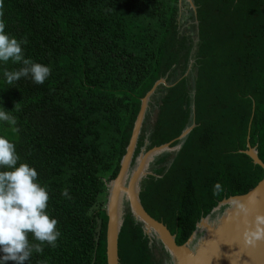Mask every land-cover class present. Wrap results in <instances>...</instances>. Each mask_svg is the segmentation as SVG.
Segmentation results:
<instances>
[{
  "label": "trees",
  "instance_id": "16d2710c",
  "mask_svg": "<svg viewBox=\"0 0 264 264\" xmlns=\"http://www.w3.org/2000/svg\"><path fill=\"white\" fill-rule=\"evenodd\" d=\"M191 2L182 12L184 0H3L5 32L26 40V59L51 69L42 85H8L4 72L21 65L0 62L2 102L18 129L9 140L18 165L34 168L46 187L60 232L55 248L45 244L25 264H106L104 182L116 176L140 99L158 79L165 84L149 97L131 164L141 149L176 145L193 123L139 182L142 208L175 244L218 202L262 179L244 151L254 147L264 164V0ZM168 263L126 207L117 264Z\"/></svg>",
  "mask_w": 264,
  "mask_h": 264
},
{
  "label": "clouds",
  "instance_id": "9594fccd",
  "mask_svg": "<svg viewBox=\"0 0 264 264\" xmlns=\"http://www.w3.org/2000/svg\"><path fill=\"white\" fill-rule=\"evenodd\" d=\"M3 0H0V9ZM3 12L0 11V17ZM5 22L0 18V62L11 61L20 64L15 71H5L4 77L8 85L21 78L31 79L34 84L42 85L51 74L49 66L33 62L24 57L22 44L15 37L5 32ZM0 121L16 124L14 117L6 110H0ZM13 131L18 129L13 128ZM20 156L16 145L5 136L0 135V264L13 261L15 264H25L33 251L43 252L47 244L55 248L60 232L57 230L58 221L50 218L47 213L49 194L46 187L37 182V171L27 163H19ZM18 165V166H17ZM223 191L220 183L213 186V195L219 196ZM62 195L69 197L65 189ZM256 194L252 193L247 202L233 200L232 207L235 217H243L245 225L241 240L244 247H256L264 242V213L256 211L253 219L247 217L256 209ZM29 234L39 243L30 244Z\"/></svg>",
  "mask_w": 264,
  "mask_h": 264
},
{
  "label": "water",
  "instance_id": "95a60500",
  "mask_svg": "<svg viewBox=\"0 0 264 264\" xmlns=\"http://www.w3.org/2000/svg\"><path fill=\"white\" fill-rule=\"evenodd\" d=\"M193 8L191 0H188ZM159 83L165 84L164 79H158L151 89L140 99L138 113L133 122L131 134L128 144L125 148V153L119 162V170L116 176L110 180L109 189L106 197V206L104 207L107 217L106 232H105V256L106 264H117V235L122 222V214L120 211V196L125 194L124 201L127 203V208L131 215L142 224L145 234L152 233L154 237L161 243L163 249L169 254L171 264H264V242L258 243L256 247H244L241 240V233L245 227L244 218L235 217L234 213H227L228 209L221 215L218 223L214 226H207L204 221L206 217L216 209L220 204L228 203L235 199L244 200L245 203L248 197L256 194L257 204L256 209L250 214L247 219L251 221L256 211L264 213V164L256 155L254 147H249L244 151L253 163L258 164L263 169L262 179L250 190L242 195L228 197L218 202V204L210 211L208 215L199 219L195 225L194 231L180 245L175 244L173 235H171L166 227L150 217L142 208L139 198V183L136 184V175L142 166L143 158L141 151L134 158L140 156L139 164L133 171L131 183L127 186L122 185L124 172L129 167L132 154L134 151L137 135L139 133L142 119L147 107V102L150 95L153 93L155 86ZM193 123H189L178 136L179 142L169 147L168 143L152 147L147 152L161 150L163 148L177 149L181 144ZM142 150V149H141ZM148 174V173H147ZM140 182V181H139ZM205 227V235L194 248L189 247V242L194 237V234L199 226Z\"/></svg>",
  "mask_w": 264,
  "mask_h": 264
},
{
  "label": "rangeland",
  "instance_id": "374dc122",
  "mask_svg": "<svg viewBox=\"0 0 264 264\" xmlns=\"http://www.w3.org/2000/svg\"><path fill=\"white\" fill-rule=\"evenodd\" d=\"M185 3H187L186 5H184V7L182 8V12L185 11L187 12L188 8H192V6L190 5V3L188 2V0H184ZM193 9V8H192ZM185 14H183L184 16ZM185 28H191L192 27V20H187L185 25ZM8 63V62H7ZM3 68L0 67V72H2ZM6 89L4 87L3 81L0 79V110H6L5 108V104H3V94H5ZM152 120V115L149 116L148 121ZM0 132L8 139L10 140H14L16 138L15 132L13 131L12 125L10 123H5L0 121ZM174 149L175 148H163L161 150H155L153 152H147V150L142 149L141 150V155L143 158V163L141 168L139 169V172L136 175V184L137 182L139 183V181L141 180L142 177H144L147 173L151 172V169L154 167V160L159 156L162 155L163 153H167L169 152L170 155H172L174 153ZM139 159L140 156H138L130 165L129 167L126 169V171L124 172V177L122 180V185L123 186H127L129 183H131V178L133 177V171L135 170V168L138 166L139 164ZM109 182L110 181H105L104 185L106 187V191L108 193V189H109ZM124 196L125 194L122 192L121 196H120V211L123 212L125 210V208L127 207V203L124 201ZM107 197V195H106ZM106 198L105 201L102 203V206L105 207L106 206ZM229 208V204L228 203H224V204H220L216 209H214L205 219L204 223L207 226H214L218 223V220L220 219L221 215L224 214V212L226 211V209ZM205 227L204 226H199L198 229L196 230L194 237L191 239V241L189 242V247L190 248H194L196 247V245L200 242V240L203 238V236L205 235ZM151 237H154V235L152 233L149 234ZM155 238V237H154ZM156 239V238H155ZM171 264V263H168Z\"/></svg>",
  "mask_w": 264,
  "mask_h": 264
},
{
  "label": "bare ground",
  "instance_id": "6f19581e",
  "mask_svg": "<svg viewBox=\"0 0 264 264\" xmlns=\"http://www.w3.org/2000/svg\"><path fill=\"white\" fill-rule=\"evenodd\" d=\"M235 200H237V199H235ZM239 200V199H238ZM240 201H242V202H245L244 200H240ZM232 202H233V200L230 202V204H231V208H228V211H227V213H234V209H233V207H232Z\"/></svg>",
  "mask_w": 264,
  "mask_h": 264
}]
</instances>
